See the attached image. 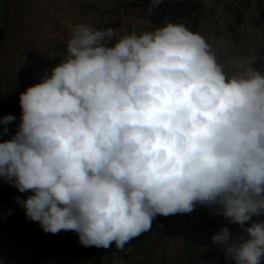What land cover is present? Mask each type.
Returning <instances> with one entry per match:
<instances>
[{"label":"clouds","instance_id":"obj_1","mask_svg":"<svg viewBox=\"0 0 264 264\" xmlns=\"http://www.w3.org/2000/svg\"><path fill=\"white\" fill-rule=\"evenodd\" d=\"M163 0H150L152 9ZM61 62L19 94L0 141V178L45 233L122 251L159 216L208 207L230 264L264 256V73L229 74L185 24L118 35L74 24ZM16 117L0 118V136Z\"/></svg>","mask_w":264,"mask_h":264},{"label":"crops","instance_id":"obj_2","mask_svg":"<svg viewBox=\"0 0 264 264\" xmlns=\"http://www.w3.org/2000/svg\"><path fill=\"white\" fill-rule=\"evenodd\" d=\"M143 1L150 0H2L0 15L2 28L5 27L6 31L0 40V118L9 114L16 117L8 125L9 131L20 122L15 112L19 107V94L38 83L43 73L61 62L72 25L85 23L98 29L113 27L118 35L159 27L158 13L152 9V14H149ZM182 2L197 4L196 12L200 15L198 33L205 36L229 74H242L250 67L264 73V3L261 0H163L160 5ZM234 12L239 13L240 30L228 38L224 48ZM167 17L173 22L185 24L189 29L192 27L189 17L177 20L170 15ZM198 213L206 214L210 225H205L197 217ZM179 221L185 226L183 238L175 236L169 229L165 233L167 244L164 248L153 240L152 221L151 230L145 232L147 242L144 245L145 249L154 252L155 258L151 262L140 258L120 260L117 256L124 249L120 251L115 243L106 249L80 244L79 251L107 254L104 259L107 260L109 255V260L119 264H184L182 242L211 244V237L222 226L229 228L232 238L243 231L239 225L230 223L222 215H214L210 208L201 205ZM252 223H255L254 216L245 227H250ZM218 254L227 258L222 248L217 246L195 264H222Z\"/></svg>","mask_w":264,"mask_h":264},{"label":"rangeland","instance_id":"obj_3","mask_svg":"<svg viewBox=\"0 0 264 264\" xmlns=\"http://www.w3.org/2000/svg\"><path fill=\"white\" fill-rule=\"evenodd\" d=\"M0 9H3L0 0ZM0 10V12H1ZM3 21L0 15V40ZM18 126L3 135V140ZM2 130V127H1ZM30 193H20L9 182L0 180V264H119L107 260V254L82 252L78 235L71 231L57 234L45 233L38 222L30 221L15 197L26 198ZM255 223H264V213L254 216ZM68 243V244H67ZM96 249V248H94ZM102 249V248H100ZM230 264V261H229Z\"/></svg>","mask_w":264,"mask_h":264},{"label":"built area","instance_id":"obj_4","mask_svg":"<svg viewBox=\"0 0 264 264\" xmlns=\"http://www.w3.org/2000/svg\"><path fill=\"white\" fill-rule=\"evenodd\" d=\"M264 3V0H261ZM150 8L147 9L149 14H152V11H149ZM170 17L160 18L158 15V25L162 26L166 23L173 22L169 19ZM240 30V22H239V13L234 12V18L231 22V30L229 32L228 37L224 40L223 47L225 48L228 38L232 35H235ZM3 107V106H2ZM16 114L21 116L20 106L15 109ZM0 141H3V138L0 136ZM1 180V178H0ZM187 214H176L170 215L167 217L157 216L153 221L154 226V234L153 240L156 241L160 248H164L167 244V239L165 237V233L170 229L175 236L180 239L183 238L185 234V226L181 225L179 221L180 218L184 217ZM197 217L205 224L210 225V220L204 213H198ZM147 242V236L145 233L141 234L139 237H136L133 242L126 246L117 257L120 260L124 258L133 259L140 258L145 262H151L154 258V252L147 250L144 248L145 243ZM185 252V261L184 264H195L198 259H203L208 256L211 249L217 247L216 245L207 244V243H195V242H182Z\"/></svg>","mask_w":264,"mask_h":264},{"label":"trees","instance_id":"obj_5","mask_svg":"<svg viewBox=\"0 0 264 264\" xmlns=\"http://www.w3.org/2000/svg\"><path fill=\"white\" fill-rule=\"evenodd\" d=\"M143 5L147 6L148 8L151 7L150 1H143ZM197 4H187V3H178V4H172V5H165V6H159L158 8H155L154 10L158 13L160 18L167 17L170 15L173 17L174 20H177L179 18L189 17L192 21V27L191 30L193 32H198L199 25H200V15L199 12H196ZM200 8V7H199ZM6 29H3V32L1 33V37L4 35ZM218 259L222 264H229L227 258L221 256V254L217 255ZM260 264H264V256L261 257Z\"/></svg>","mask_w":264,"mask_h":264}]
</instances>
